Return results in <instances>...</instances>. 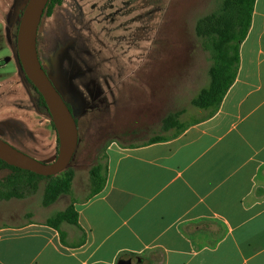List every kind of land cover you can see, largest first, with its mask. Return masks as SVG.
I'll use <instances>...</instances> for the list:
<instances>
[{"label": "crops", "instance_id": "0c3cea01", "mask_svg": "<svg viewBox=\"0 0 264 264\" xmlns=\"http://www.w3.org/2000/svg\"><path fill=\"white\" fill-rule=\"evenodd\" d=\"M11 95L0 81V104ZM21 109L0 111V135L16 145L1 129L26 124ZM105 156L102 190L73 201L78 225L2 223L0 264H264V0H256L236 80L213 115L162 141H113Z\"/></svg>", "mask_w": 264, "mask_h": 264}, {"label": "rangeland", "instance_id": "374dc122", "mask_svg": "<svg viewBox=\"0 0 264 264\" xmlns=\"http://www.w3.org/2000/svg\"><path fill=\"white\" fill-rule=\"evenodd\" d=\"M24 1L0 0V81L12 94L0 104V111L15 116L21 107L29 127L11 120V128L6 125L1 130L17 137V145L38 150L46 158L40 160L48 162L58 153L56 128L48 111L38 106V94L24 76L17 55ZM221 2L62 0L45 11L38 33L40 57L79 121V145L59 175L83 171L85 177L79 172L71 191L48 206L43 203L47 178L36 179L35 185L23 182L21 198L0 199V224L50 218L81 200L91 191L88 169L98 162L105 164L111 142L134 145L148 142L155 134L173 135L174 130L162 129V120L170 112L184 110L181 120L187 124L210 113L192 104L209 84L212 64L195 25ZM26 91L33 96L34 110ZM12 172L0 166V182Z\"/></svg>", "mask_w": 264, "mask_h": 264}, {"label": "trees", "instance_id": "16d2710c", "mask_svg": "<svg viewBox=\"0 0 264 264\" xmlns=\"http://www.w3.org/2000/svg\"><path fill=\"white\" fill-rule=\"evenodd\" d=\"M61 1L50 0L46 12H50L52 7ZM255 3L256 0H222L216 9L201 16L196 22V34L201 39L204 49L211 53L212 64L209 69L210 82L193 98L192 104L197 108L210 110L207 117L213 115L218 110L224 96L236 80L240 62V46L250 30ZM19 64L22 68L20 61ZM24 76L38 94V106L44 107L50 114L43 95L27 77L25 72ZM67 103L73 111L71 104L68 101ZM183 113L184 110L170 112L162 120L163 131L174 130L173 135L168 136L165 133L155 134L148 142L162 141L177 136L184 131L189 124L181 120ZM76 121L79 127L77 117ZM52 124L55 127L53 121ZM0 166L7 167L13 171L5 182H0V184L5 186L4 189L0 187V199L21 198L23 195L19 191V185L25 181L35 185L33 182L38 178L48 179L43 197V203L46 206L54 203L62 194L69 193L72 188L73 171L68 172L66 175L44 176L10 165L2 159H0ZM105 181L106 166L98 162L90 169V196L99 193ZM78 220L79 214L74 202H72L64 210L48 218L47 224L60 229V226L65 222L78 225Z\"/></svg>", "mask_w": 264, "mask_h": 264}, {"label": "water", "instance_id": "95a60500", "mask_svg": "<svg viewBox=\"0 0 264 264\" xmlns=\"http://www.w3.org/2000/svg\"><path fill=\"white\" fill-rule=\"evenodd\" d=\"M50 0H25L17 33V55L27 77L43 95L58 136L55 159L45 162L0 137V159L10 165L44 176L58 175L72 161L79 145V127L67 98L54 84L41 61L38 33ZM139 257L119 260L118 264H137Z\"/></svg>", "mask_w": 264, "mask_h": 264}, {"label": "flooded vegetation", "instance_id": "af4514ba", "mask_svg": "<svg viewBox=\"0 0 264 264\" xmlns=\"http://www.w3.org/2000/svg\"><path fill=\"white\" fill-rule=\"evenodd\" d=\"M41 58V57H40ZM43 63V62H42ZM43 66L45 67V65H44V63H43ZM45 69H46V71H47V73L49 74V71H48V69L45 67ZM49 76H50V74H49ZM50 78L52 79V77L50 76ZM53 80V82H54V84L56 85V83H55V81H54V79H52ZM57 86V85H56ZM57 88L60 90V88L57 86ZM61 91V90H60ZM62 92V91H61ZM62 94H64L63 92H62Z\"/></svg>", "mask_w": 264, "mask_h": 264}]
</instances>
